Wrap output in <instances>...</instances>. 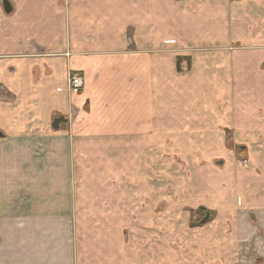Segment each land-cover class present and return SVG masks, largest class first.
Returning a JSON list of instances; mask_svg holds the SVG:
<instances>
[{"label": "crops", "instance_id": "crops-1", "mask_svg": "<svg viewBox=\"0 0 264 264\" xmlns=\"http://www.w3.org/2000/svg\"><path fill=\"white\" fill-rule=\"evenodd\" d=\"M9 2V14L0 3V264H264V0ZM167 45L190 58L187 72ZM69 70L85 79L78 94L68 90ZM61 115L68 122L55 130ZM222 126L263 143L239 162L216 139ZM74 152L94 153L99 180L114 189L103 195L165 198L136 184L171 167L173 195L183 196L159 210L95 198L90 234L89 204L77 210L73 195ZM169 154L208 162L185 190ZM218 155L228 158L225 183ZM207 174L215 183L202 181ZM122 176L129 193L114 188ZM200 200L218 218L202 233L167 228L175 239L166 241L165 217ZM138 215L143 230L126 224Z\"/></svg>", "mask_w": 264, "mask_h": 264}, {"label": "rangeland", "instance_id": "rangeland-1", "mask_svg": "<svg viewBox=\"0 0 264 264\" xmlns=\"http://www.w3.org/2000/svg\"><path fill=\"white\" fill-rule=\"evenodd\" d=\"M161 1V0H159ZM164 1V0H163ZM177 1V0H175ZM171 2V0H170ZM153 4L155 2H152ZM172 4V3H171ZM155 18H153L154 23H156ZM159 22V21H158ZM157 30V29H156ZM156 30L154 31L155 33ZM159 38V34L157 33V36L154 37V40ZM168 43H174V41L172 40H167ZM235 45H230V47H234ZM184 47H188V45H185ZM155 50V48H154ZM158 51V50H157ZM165 51H167L170 55L171 58L174 57L175 60V64L174 67L177 71L181 72H187V69L190 68L191 66V61L190 58L188 56H178L175 55L174 53H176V51H178V47L176 48V46H166L165 47ZM185 51H190V49H185ZM175 55V56H173ZM170 58V57H169ZM184 60V63H182V59ZM199 58V57H198ZM218 58V57H217ZM248 59V56H247ZM85 82V79H84ZM192 85V84H191ZM84 87V86H83ZM83 89V88H82ZM196 91V90H195ZM191 89L190 91H188V95H191ZM197 94L200 95L199 91H196ZM222 102V103H221ZM221 106H224L223 101H220ZM211 106H215V104H211ZM65 123H62L60 126L64 125ZM221 131V135L220 137H216V139H219L220 142L222 144H224V147H226V149L228 150H233L236 158L238 159V161H245L248 157L249 151L251 148L253 147H259L263 143V141L260 140H253L258 138V136L256 137H249V136H244L243 138H245V140H240V136L239 135H234L233 134V130L227 129L224 126L220 127ZM172 137H169V139H171ZM207 139L212 140V137H205ZM252 139V141H251ZM262 139V138H261ZM173 141V140H172ZM217 142V141H216ZM255 143V144H254ZM202 145V144H201ZM249 150V151H248ZM251 153V152H250ZM74 157L77 159L76 161L74 160V168H73V179H74V183H73V195H75V197L77 199H79V201H77L78 205H77V210L81 209L83 206L81 205L82 203H88L90 209L88 210V213L83 212V220L84 222L88 225V232L91 234V230L92 234L96 235V230H94L93 227V223H92V219H88L90 218H95V211L93 209H95V205H96V199H99L103 196V198H105L106 200L104 202H109L111 201L112 197L118 198L117 202V206H121L123 207V209L125 208H145V207H154L159 210L161 208H173V207H177L176 204V200H178L179 197H182L183 195H173L174 194V188H175V182H176V169H172L171 167L166 170V169H162V171H153V178L152 181L153 182H149L147 183V181L144 182L142 181L141 183L136 184L137 185V190H139L141 193H144L146 190L148 192V187H152V189H155L159 192L165 191L167 192L165 196V198H163V195H103L102 192L104 190L107 191H113L114 189L112 188L111 184H104L103 182H101L99 180V174L101 172V177L103 174V168L102 167H98L95 165L94 162V153H76L74 152ZM230 154V153H229ZM170 155V154H169ZM169 163L174 162L177 166H179V169L181 171V173L179 174L181 179V182L185 185V190L186 188H188V184L192 183V174L194 173H200V171H204V165L208 162V159L206 158H198L197 163L194 164V166H191L190 162L191 160L186 159L181 157L180 155H176V154H171L169 156ZM200 159V160H199ZM227 160L228 158H225V155H218L215 156L212 159V163L213 166L216 167V169H218V173H220L219 177V181H221L222 183H225L226 181V176L225 173L227 172V167L229 166V163L227 164ZM199 162V165H198ZM244 165V163H241ZM203 165V166H202ZM199 166V167H198ZM199 168V169H196ZM112 173V170H109ZM201 175H205V174H201ZM208 175V174H207ZM203 176L201 177L202 181L205 180V183H215L212 180V176L208 175V178L206 177V179H203ZM216 176L213 175V179ZM139 179V178H138ZM144 179V178H143ZM164 179H167V183L164 181ZM75 181H78L77 183H75ZM119 181H117V184L114 185L115 190L118 192H126L129 193L130 191H132V189L134 188V186H132L131 184L129 185L127 182L124 181V177H119ZM79 182H83V183H79ZM212 185V184H211ZM83 188V191H80V189ZM159 188H161V191L159 190ZM204 190H201V194L202 195V199L204 200H208L210 193H204ZM163 192V193H165ZM203 192V193H202ZM87 195H89L87 197ZM184 195L186 197H188L189 195H191V192L186 191L184 193ZM84 197H87V199H83L80 200ZM161 197V198H160ZM119 199H121L119 201ZM164 199V200H163ZM83 201V202H80ZM179 201V200H178ZM75 202V201H74ZM121 202V204L119 203ZM118 203L120 205H118ZM181 208H183V206H181ZM186 213H178L177 215H168L166 216V221H168V219L170 218L171 221L167 223V225L165 224H161L159 225V228L161 230H163L162 234H165V240L169 241L170 239L172 240V244H174V238H172V235L169 234V232H165L167 228L170 229H177L179 230V228L181 227L182 224H185V227L187 229H195L192 231H188V233H193V232H205L208 227H210L212 221H215L218 218V212L217 210H215L212 206L207 205L206 203H204L202 200H200L195 206H184ZM127 213V212H125ZM136 213H143V211H138L136 210ZM127 215H121L120 220L122 219H126ZM134 218V219H133ZM215 219V220H214ZM144 217L143 216H134L132 217V219L128 220V222L126 224L131 223L133 226V230H143V228L141 227L140 223H144L143 222ZM76 221V219L74 220ZM158 221H160V219H158ZM215 223V222H213ZM158 228V231H159ZM96 229V227H95ZM165 232V233H164ZM177 232V231H176ZM161 233H157V232H152V236L153 239L160 236ZM178 244V242H177Z\"/></svg>", "mask_w": 264, "mask_h": 264}, {"label": "built area", "instance_id": "built-area-1", "mask_svg": "<svg viewBox=\"0 0 264 264\" xmlns=\"http://www.w3.org/2000/svg\"><path fill=\"white\" fill-rule=\"evenodd\" d=\"M68 90L72 94H78L84 86V77L80 71H68Z\"/></svg>", "mask_w": 264, "mask_h": 264}, {"label": "water", "instance_id": "water-1", "mask_svg": "<svg viewBox=\"0 0 264 264\" xmlns=\"http://www.w3.org/2000/svg\"><path fill=\"white\" fill-rule=\"evenodd\" d=\"M0 3L3 7V10L6 14H9L12 11V6L9 3V0H0ZM68 119H66L63 115L54 117L52 120V128L57 130L59 129L62 123H67Z\"/></svg>", "mask_w": 264, "mask_h": 264}, {"label": "flooded vegetation", "instance_id": "flooded-vegetation-1", "mask_svg": "<svg viewBox=\"0 0 264 264\" xmlns=\"http://www.w3.org/2000/svg\"><path fill=\"white\" fill-rule=\"evenodd\" d=\"M259 264H262V263H259Z\"/></svg>", "mask_w": 264, "mask_h": 264}, {"label": "trees", "instance_id": "trees-1", "mask_svg": "<svg viewBox=\"0 0 264 264\" xmlns=\"http://www.w3.org/2000/svg\"><path fill=\"white\" fill-rule=\"evenodd\" d=\"M10 3V2H9ZM11 5V4H10ZM13 10V9H12Z\"/></svg>", "mask_w": 264, "mask_h": 264}]
</instances>
